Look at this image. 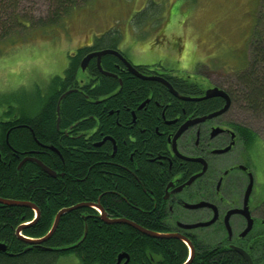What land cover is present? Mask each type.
<instances>
[{"label":"trees","instance_id":"16d2710c","mask_svg":"<svg viewBox=\"0 0 264 264\" xmlns=\"http://www.w3.org/2000/svg\"><path fill=\"white\" fill-rule=\"evenodd\" d=\"M75 4L73 0H55L53 19L59 18L60 10L68 13ZM17 6L18 0H0V31L5 28L0 43L5 40L14 43L12 33L16 26L32 24L25 17L18 18L14 13ZM258 6L249 67L232 80L237 84L231 82L224 86L235 102L239 100L253 111L264 113V0H258ZM100 39H96L92 48L80 47L69 55L65 80L59 76L49 81L46 88L39 85L29 91L22 87L12 93L0 94V110L4 107L0 113V198L32 202L41 211L38 220L22 230L25 237L38 239L45 236L62 209L88 202L100 204L111 218L123 216L145 229L161 230L156 220L146 222L150 203L143 190L149 186L157 190L158 170L147 164L142 166L141 161L136 170L122 144L115 156H112L110 143L102 147L94 145L100 139V132L106 135L118 127L115 109H121L119 119L122 126L119 129L125 133L123 137L128 140V132L133 133L137 144L144 147L145 139L137 130H130L128 111L121 107L143 101L148 88L153 90L154 99L157 98L159 86L132 75L124 77L122 91L115 96L118 81L109 76H101L100 82L92 80L80 86V61L90 50L104 47L99 43ZM105 57L103 64L109 68L115 56L109 54ZM91 69V73L97 71L94 66ZM59 88L63 92L78 89L61 101V130L56 127ZM180 104L178 99L172 103L176 107ZM18 107H31L27 115L38 116L35 120L21 121ZM113 109V114L109 115ZM154 122L149 120L144 125L153 133ZM70 125H76L74 130L77 133L91 134L90 139L85 136L64 138L61 131ZM243 130L252 139L258 138L253 129L244 127ZM149 140L145 149L150 153L163 145L151 136ZM28 157H38L56 171L57 176H51L33 161L20 167V162ZM151 170L154 174L149 173ZM34 216L30 207L0 203V245L6 247L0 249V264H55L60 256L69 254H75L80 264H117L122 253L130 255L129 264H184L188 256V247L183 241L154 238L125 223H107L91 207L66 212L47 241L29 244L19 237L17 229L32 222ZM199 250L191 264H247L240 255L224 246L208 251L199 247Z\"/></svg>","mask_w":264,"mask_h":264},{"label":"flooded vegetation","instance_id":"af4514ba","mask_svg":"<svg viewBox=\"0 0 264 264\" xmlns=\"http://www.w3.org/2000/svg\"><path fill=\"white\" fill-rule=\"evenodd\" d=\"M94 45L95 41L86 46L92 48ZM103 49L118 50L141 75L160 78H142L132 73L122 59L110 54L115 56V59H111L109 68L103 64L106 55L101 59L102 69L98 67L97 57H93L85 70L81 67L82 76L79 79L80 86H85L92 80L100 82L101 76L112 77L119 85L113 96L122 91L124 77L129 75L159 86L157 98L154 99L153 90L148 88L143 101L134 106L121 107L128 111L130 130L135 129L143 136L146 147L149 146V136L163 144L156 152L150 153L145 146L137 144L133 133L128 132V140L123 137L125 133L119 129L122 126L119 119L121 109H115L118 127H114L113 132L106 135L100 132V139L94 143L96 147L110 143L112 156L118 153L122 144L136 170L139 169V161L142 166L147 164L151 169L158 170L155 180L157 190L151 186L144 187L143 190L150 203L146 222L149 224L156 220L161 230H147L160 234H176L187 239L185 241L178 237L161 238L178 239L187 245L188 256L185 263L189 262L191 257L193 258L189 264L193 262L200 252L199 247L208 251L216 246H224L240 255L247 264H264V196L259 197L264 191V142L259 135L257 139H252L243 130L247 126L241 122L227 118L229 110L235 104L231 93L225 86L212 82L210 76L200 81L194 80L193 75H180V68L170 69L162 63L134 65L119 50L117 44L111 47L99 46L90 50L84 57ZM92 66L97 71L91 73ZM65 74L60 76L64 80ZM213 88L225 90L231 99L229 108L218 115L214 114L225 107L227 100L222 96L206 98L207 91ZM68 91L63 92L59 88L58 104L63 99L62 95ZM76 91L78 89H73L72 92ZM174 99L181 101L180 106L172 105ZM30 108L18 107V118H21V121L35 120L38 116L27 115ZM113 111L114 109L109 115L113 114ZM56 112V127L61 130L58 106ZM149 120L155 121L154 133L144 126ZM76 125L64 128L61 131L63 137L74 139L85 136L90 139L91 134L77 133L74 130ZM125 129L127 133V128ZM181 129L182 132L178 134ZM99 130L100 128L97 131ZM76 133L78 135H75ZM133 144L137 145L130 148ZM28 158L40 160L38 157ZM27 161H21L19 166ZM151 171L149 173L154 174L153 170ZM232 211L235 212L227 220ZM121 218L125 219L123 216L111 219ZM213 241L214 243H211ZM190 246L193 247L194 254ZM236 248L244 251L248 258ZM130 260L129 254L120 262L118 257L117 264H129Z\"/></svg>","mask_w":264,"mask_h":264},{"label":"rangeland","instance_id":"374dc122","mask_svg":"<svg viewBox=\"0 0 264 264\" xmlns=\"http://www.w3.org/2000/svg\"><path fill=\"white\" fill-rule=\"evenodd\" d=\"M54 1L18 0L14 13L32 24L16 26L14 43H0V94L46 88L64 75L69 55L97 38L103 46L117 44L134 65L162 63L194 80L210 76L221 86L249 67L258 0H73V8L60 10L56 20ZM237 101L227 118L264 142V113ZM55 262L80 264L75 254Z\"/></svg>","mask_w":264,"mask_h":264},{"label":"water","instance_id":"95a60500","mask_svg":"<svg viewBox=\"0 0 264 264\" xmlns=\"http://www.w3.org/2000/svg\"><path fill=\"white\" fill-rule=\"evenodd\" d=\"M108 54H114L117 57H119L120 59H122V61L128 66L129 70L132 73H134V74H136V75H138V76H140L142 78H145V79H159L160 80V78H157V77H151V76H143V75H141L137 71V69L135 67H133L132 64L130 62H128V60L126 58H124V56H122V54L118 50H115V49H103V50L94 51V52L89 53L81 61V67H82V69L85 70V68L88 65L89 61L93 57H97L98 67L100 69H102L101 68V59H102L103 56L108 55ZM72 91L73 90H70V91L66 92L65 94H63L62 97H61V99L64 98L65 95L69 94ZM212 96H222V97H224L227 100V103H226L225 107L221 111L215 113L214 115L221 114L223 111H225V110H227L229 108V106L231 104V99H230L229 94L225 90L220 89V88H213V89L208 90L207 91V94H206V98L212 97ZM60 104H61V100H60V102L58 104V112L60 111ZM183 129H185V127ZM183 129H181L178 134H180ZM27 160H30V161L35 162L37 165H39L45 172H47L51 176H54V177L57 176V173L55 171H53L51 168H49L48 166H46L41 160H38L36 158H26L24 161H27ZM0 203L5 204V205H13V206H26V207L32 208L35 211L36 216H35L34 220L32 222H30V223H26L24 225L19 226V228L17 229V234L19 235V237L21 239L25 240V242H27L29 244H41V243L47 241L54 234V232L56 231V229L58 227V224L60 222L61 217L66 212H69V211H72V210H75V209H79L81 207H91V208H94V209L98 210L100 212V218L103 221L107 222V223H125V224H128V225L133 226L134 228L138 229L142 233L147 234L149 236H153L155 238L178 237V238H181V239L187 241V239H185L184 237L179 236V235H176V234H160V233H156V232H150L147 229L143 228L142 226L138 225L137 223L132 222V221L127 220V219H123V218H121V219H111V218H109L107 216L106 211L104 210V208L100 204H98V203H91V202L77 204V205H74L72 207H68V208L62 209L56 215L55 220H54V223H53V226H52L51 230L49 231V233H47L45 236H43L41 238H38V239L37 238L36 239L28 238V237H25L24 235H22L21 232L24 229V227L29 226L31 223L33 224V223H35L38 220V218L41 215L40 209L34 203L28 202V201L8 200V199H1L0 198ZM233 212H235V211H232V212H230L228 214L227 220H228V218L230 217V215ZM87 218L88 217H86V219ZM188 243L190 244L189 241H188ZM191 247L192 246H190V248ZM0 249L5 250L6 249L5 245L4 244H1L0 245ZM237 250L240 251L243 255H245L246 258H248V256L246 255V253L244 251H242L240 249H237ZM191 251H192V254H194L193 247L191 248ZM124 257H128V254L127 253L120 254L119 255V261L118 262H120ZM192 258L193 257H191V260H192ZM191 260L189 262L187 261L185 264H189L191 262Z\"/></svg>","mask_w":264,"mask_h":264},{"label":"bare ground","instance_id":"6f19581e","mask_svg":"<svg viewBox=\"0 0 264 264\" xmlns=\"http://www.w3.org/2000/svg\"><path fill=\"white\" fill-rule=\"evenodd\" d=\"M59 225V224H58Z\"/></svg>","mask_w":264,"mask_h":264}]
</instances>
